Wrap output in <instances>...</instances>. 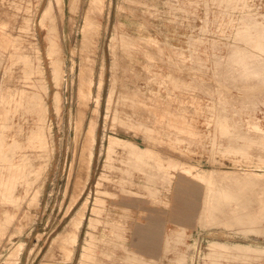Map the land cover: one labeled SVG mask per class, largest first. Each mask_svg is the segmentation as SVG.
<instances>
[{"label": "rangeland", "instance_id": "1", "mask_svg": "<svg viewBox=\"0 0 264 264\" xmlns=\"http://www.w3.org/2000/svg\"><path fill=\"white\" fill-rule=\"evenodd\" d=\"M0 34V264H264V0H0Z\"/></svg>", "mask_w": 264, "mask_h": 264}, {"label": "bare ground", "instance_id": "2", "mask_svg": "<svg viewBox=\"0 0 264 264\" xmlns=\"http://www.w3.org/2000/svg\"><path fill=\"white\" fill-rule=\"evenodd\" d=\"M262 32V31H261ZM261 34V33H260ZM259 35V34H258ZM254 38H256V37H254ZM257 39V38H256ZM255 39V40H256ZM132 40V39H131ZM10 42H11V40L8 38V36L7 35H4V34H0V46H2V47H4V48H8V46H9V44H10ZM143 45V44H142ZM151 45V44H150ZM130 46V45H129ZM146 47V46H145ZM125 48V47H124ZM129 50V49H128ZM160 53V52H159ZM147 55V54H146ZM153 56V55H152ZM129 94V93H128ZM131 94H132V92H131ZM128 96V95H127ZM132 98H133V95H132ZM123 99H126V98H123ZM134 99V98H133ZM132 100V99H131ZM130 102V101H129ZM166 103V102H165ZM166 105V104H165ZM37 107V106H36ZM42 107V106H41ZM165 107V106H164ZM38 109H39V107H38ZM155 109V108H154ZM40 110H42V109H40ZM34 111V110H33ZM156 111V110H155ZM38 114V113H37ZM41 116V118H43L42 117V115H40ZM44 119V118H43ZM41 120V119H40ZM42 123V122H41ZM41 129H43L42 127L41 128H39V131L42 133V131H41ZM44 130V129H43ZM163 146V145H162ZM131 147L133 148V149H138L136 146H132L131 145ZM39 148V147H38ZM40 150V149H39ZM10 151V150H9ZM13 151V150H12ZM12 151H10V152H12ZM9 153V152H8ZM8 153H2L3 155H4V157H6L7 158V155H8ZM10 154V153H9ZM9 158V157H8ZM12 157L10 156V159H11ZM7 162H8V160H6ZM17 169H18V167H17ZM3 171V170H2ZM0 172H1V170H0ZM19 173V172H18ZM142 173V172H141ZM13 175H16L15 173H12L11 174V176H13ZM250 175V174H249ZM7 176V175H6ZM1 177V176H0ZM232 177V176H231ZM236 177V176H235ZM226 178V177H225ZM253 178V177H252ZM253 179H255V178H253ZM225 180V179H224ZM230 180H233V179H230ZM256 180H257V178H256ZM259 180V179H258ZM0 182H1V178H0ZM233 182H236V181H233ZM251 182H252V180H251ZM256 182V181H255ZM233 184H235V183H233ZM254 184V183H253ZM231 185V184H230ZM250 185H252V184H250ZM255 185V184H254ZM225 186V185H224ZM244 186V185H243ZM13 187L14 186H12V188L11 189H13ZM225 188H227V187H225ZM239 188V187H238ZM219 189V188H218ZM251 189H253V188H251ZM240 190V189H239ZM238 190V191H239ZM254 190H255V188H254ZM220 191V190H219ZM242 191V190H241ZM258 191H260V190H258ZM236 193V192H235ZM242 194V193H241ZM251 194H252V192H251ZM256 194V193H255ZM223 196H225V195H222V197ZM253 196V195H252ZM226 197H227V195H226ZM251 197V196H250ZM255 197V196H254ZM253 197V199H255ZM222 199V198H221ZM224 199V198H223ZM222 199V200H223ZM229 199V198H228ZM251 199V198H250ZM227 200V199H226ZM264 202V201H263ZM220 203H221V201H220ZM223 203V202H222ZM227 203V202H226ZM255 203V202H254ZM230 204V203H229ZM259 204V203H258ZM227 205V204H226ZM253 206H254V204H253ZM257 206V205H256ZM241 207H242V205H241ZM248 207V206H247ZM238 208V207H237ZM250 208V207H249ZM262 209V208H261ZM237 209H235V211H236ZM252 211V210H251ZM238 212H240L241 213V211H238ZM255 215V214H254ZM23 248V247H22ZM21 251H22V249L19 251V254H18V258H17V263L18 262H20V260H21V255H22V253H21ZM14 252V251H13ZM248 252V251H247ZM13 255H15L16 257H17V252L15 251L14 253H13Z\"/></svg>", "mask_w": 264, "mask_h": 264}, {"label": "crops", "instance_id": "3", "mask_svg": "<svg viewBox=\"0 0 264 264\" xmlns=\"http://www.w3.org/2000/svg\"><path fill=\"white\" fill-rule=\"evenodd\" d=\"M156 240H155V238L153 239V240H151L148 244H150V250H153V248H154V246H155V248H157V245L154 243ZM146 244V243H145ZM149 246V245H148ZM143 249H145L144 247H142ZM141 248V249H142ZM154 248V249H155ZM141 252L143 251V250H140Z\"/></svg>", "mask_w": 264, "mask_h": 264}]
</instances>
